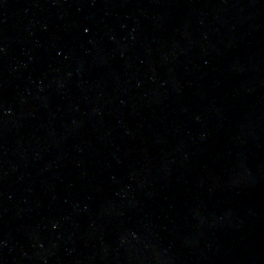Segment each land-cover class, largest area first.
I'll use <instances>...</instances> for the list:
<instances>
[{"label": "water", "instance_id": "1", "mask_svg": "<svg viewBox=\"0 0 264 264\" xmlns=\"http://www.w3.org/2000/svg\"><path fill=\"white\" fill-rule=\"evenodd\" d=\"M0 264H264V0H0Z\"/></svg>", "mask_w": 264, "mask_h": 264}]
</instances>
